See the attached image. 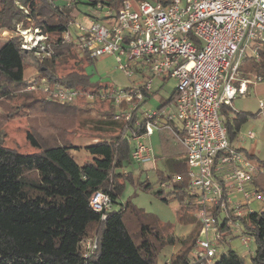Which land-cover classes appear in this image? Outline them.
I'll return each instance as SVG.
<instances>
[{"label":"trees","instance_id":"1","mask_svg":"<svg viewBox=\"0 0 264 264\" xmlns=\"http://www.w3.org/2000/svg\"><path fill=\"white\" fill-rule=\"evenodd\" d=\"M124 2L88 0L86 4L95 6L102 3L117 14ZM21 5L28 9V13ZM74 9V3L60 6L54 0H0V29L15 32L20 23L25 27H40L54 49V55L39 64L44 78L51 83L76 88L83 94L100 95L106 84L94 82L85 70L96 58L84 54L77 59L76 40L72 38L66 41L63 38L64 31L75 21L72 15ZM69 56L78 60L76 64L84 61V65L60 74L58 63L66 62ZM28 57L31 59L22 49L19 37L3 41L0 48V104L7 113L0 115V128L11 118L22 116L29 108L34 112L36 109L47 111L52 119L59 114V118L65 116L66 120L63 125L51 123L53 135H47L33 122L27 131V139L41 149L35 153H22L6 146L0 130V264H160V251L177 242L182 243L181 250L167 264H190L189 253L197 245L202 223L195 215L196 208L185 204L189 177L186 166L179 167L177 171L181 178L174 180L176 190L168 193L162 189L157 191V195L166 203L174 198L179 200V220L185 221V216L197 220L192 232L186 238H179L171 223L163 222L157 215L138 207L133 197L120 202L128 181L141 190L148 191L153 187L148 180L135 182L132 172L127 169L128 165L134 163L129 137L144 133L148 122L145 119L136 125L138 108L129 119H115L114 100L97 99L90 104L82 95L73 103L61 104L44 90L29 88L31 83L25 77V69L30 62ZM244 64L246 71L252 70L264 77V46L259 61L247 58ZM176 97L174 94L168 104L174 102ZM15 99L20 101L17 107L11 105ZM110 101H113V105ZM96 102L105 103V107H95ZM121 104L126 107L124 101ZM8 108L16 111L10 113ZM231 111L229 105H223L222 112L232 143L242 124L257 114L238 111L234 117H230ZM91 113L103 117L101 120L106 125L103 132L110 133L108 131L114 129L115 121L119 128L117 133L112 131L109 137L84 146L88 158L80 161L75 151L82 149L75 146L73 141L76 118L73 121L69 115L75 114L80 118ZM38 118L44 121L40 116ZM52 119L47 121L56 122ZM173 179V176L161 175L158 184ZM252 184L264 194V174L253 176ZM97 190L107 192L117 207L105 213L94 210L90 198ZM214 214L218 216V209ZM235 218L243 221L242 232L252 235L256 243L252 264H264V209L247 213L248 221L229 212L219 225L224 238L228 235L233 238L238 236L234 235L229 224V219L235 221ZM91 237L98 238V247L85 256L83 242ZM213 264L249 263L241 253L228 246Z\"/></svg>","mask_w":264,"mask_h":264},{"label":"built area","instance_id":"2","mask_svg":"<svg viewBox=\"0 0 264 264\" xmlns=\"http://www.w3.org/2000/svg\"><path fill=\"white\" fill-rule=\"evenodd\" d=\"M21 7L28 13L27 8ZM88 21L87 25L74 21L63 38H74L82 56L113 55L117 68L128 78L141 74L142 84L131 82L120 88L107 83L98 95L83 94L44 77H31L27 79L31 83L29 88L42 89L61 104L73 103L82 95L92 103L112 98L115 119H129L154 90L158 77L176 79V100L162 112L176 125V129L171 125L176 138L186 148L189 177L185 204L196 208L195 215L202 223L197 249L189 262L213 264L232 239V235L224 238L219 229L228 213L248 221L249 212L243 206L254 199L264 200V194L252 184L253 176L264 174V163L233 146L222 112L223 105L232 106L235 98L247 95L250 84L264 81L254 71H239L246 58L260 60L264 46V0H125L117 14L98 3L92 6ZM0 34L8 39L19 37L22 49L38 63L54 55L53 46L40 27L20 23L15 32L2 30ZM125 100L130 103L129 108L118 110ZM260 104L264 107L262 101ZM155 115L153 112L146 118L144 133L129 137L134 163L155 158L152 145L144 141L160 127ZM142 121L138 119L136 125ZM173 178L161 182V189L176 190L174 180L181 177ZM235 192L244 193V205L235 201ZM90 205L103 213L114 208L111 196L104 190L92 194ZM229 224L239 232L243 244L250 246L254 239L242 232L243 221L229 219ZM83 246L88 256L97 249L98 238L86 239Z\"/></svg>","mask_w":264,"mask_h":264},{"label":"rangeland","instance_id":"3","mask_svg":"<svg viewBox=\"0 0 264 264\" xmlns=\"http://www.w3.org/2000/svg\"><path fill=\"white\" fill-rule=\"evenodd\" d=\"M83 2H85L86 0H81ZM74 0L71 1V3H73ZM87 3V1H86ZM81 5V9L84 10L85 12L86 9H88V6L84 3H80ZM91 8V7H90ZM79 22H82L83 24L87 25L89 24L88 21H84L82 17L79 18ZM84 21V22H83ZM72 30L75 32V26H72ZM2 29H0V33H1ZM8 37H2V35L0 34V48L3 44L4 40H7ZM77 59H80V57L82 55H80L77 51ZM109 56H113V55H109ZM107 57V56H104ZM96 58L92 63L88 64L85 68L86 72L88 74L91 75L92 80L94 82L96 81H101L104 84L107 83H115V85H117L120 88H124L129 86V79H127V77L125 76V74L123 73V71L121 69L117 68V63H116V59H115V65L112 64L111 67H109V65H106V67L103 69L101 68V64H99L100 60H102V58ZM75 57L72 58V56H69V59L66 60V62L62 63L59 62L58 63V72L60 74L63 73H67L69 70H72V68H80L82 65H84V61H82L81 63L76 64L75 62L78 61ZM247 59V58H246ZM29 67L32 69L26 71V79H30L31 77H37V79H41L42 77H44L40 71V67L37 61H33V59H29ZM244 65H241L239 71L241 73L246 72ZM257 83V82H256ZM176 85V79L174 78H170V80L161 88L159 89L155 95H157V98H153L150 103L152 106L156 107L157 105L161 104L162 101L167 100L170 95L172 94L174 88ZM157 88L154 86V90H156ZM253 95V94H252ZM108 100H112V98H109ZM20 101L17 102V99H15L14 101L11 102V105L13 107H17V105H19ZM86 103H88L86 101ZM90 103V102H89ZM111 105H113V101H110ZM85 104V103H84ZM91 104V103H90ZM96 106H102L105 107V103H97L96 102ZM233 104H236L238 107H241L242 105L240 104V100L239 98H235L233 100ZM86 105V104H85ZM95 105V104H94ZM108 105V103H107ZM92 106V105H91ZM48 109V108H46ZM8 111H10V113H14L16 111V109H11L8 108ZM145 108L141 109V112H144ZM25 113L22 116H15L13 118H11L9 121L5 122L0 130L2 131L1 133V138H2V142L9 147L15 148L18 151L22 152V153H35V152H39L41 149L38 147L33 146L27 139V131L30 129L31 125L33 124V122H36L38 127L44 131V133H46L47 135H49V133H51V135H53L52 131V127H51V123L57 125V123H60L61 125H63L65 123V116L64 117H60L59 118V114L56 115L53 119L51 118L52 115L51 114H47V111L42 112V110L40 109H36L35 112L32 109H27L24 111ZM7 113L6 112V108L0 104V115ZM38 116H40L41 118L44 119V121L40 118H38ZM51 116V117H50ZM48 117V118H47ZM50 117V118H49ZM69 117L74 119L76 118V122L75 125L76 126V132H75V136H73V141L75 140L76 137L79 136H83L89 139H98V141L103 138V137H109L110 133L107 132H103L102 130L106 129V125L104 123L103 117H96L93 113L89 114V115H81V117L79 118L78 116H76L75 114L73 115H69ZM36 119V120H35ZM55 120L56 122H51V121H47V120ZM34 123V124H36ZM155 147L157 148V143H154ZM82 151H75V154L78 156L80 161H84L85 159L88 158V155H86V151L83 149V147H81ZM157 161V160H156ZM159 166L164 165V161H162L161 159H159L158 161ZM127 169L129 171L132 172L133 177L135 179V182L137 181H145L148 180L153 184L152 189L150 190H141L138 187L136 188L134 183L131 182H127L124 192L122 194V196L120 197V202H124L127 200V198L129 197H133V201L134 203L140 207L143 208L145 211L149 212V213H153L155 215L158 216V218L163 221V222H168L173 224H176L179 222H177V218H176V209L178 208V202L175 200H171L169 203H166L164 201L161 200L160 196L157 195V191L159 189H161L160 185L158 184V180H152L150 179V175L147 174L143 171H141V168L139 167V165H137L136 163H131L130 165L127 166ZM153 173H155V171H153ZM34 176H31L30 178H32ZM153 179H155V176L152 177ZM170 191V189H166V193H168ZM143 193V196H141ZM235 201H239L238 198H235ZM253 207L256 206V203L252 204ZM114 207H117V205L114 204ZM191 213V212H189ZM191 215V214H189ZM223 217V215H222ZM165 219V220H164ZM191 220L194 223V226L192 228V230L194 229L195 225H196V221L194 218H188V220ZM177 220V221H176ZM182 223V222H181ZM174 227V226H173ZM192 230L183 235V236H179V238H186L191 232ZM175 233V232H174ZM239 232L238 231H234V235H238ZM176 235V234H175ZM177 236V235H176ZM203 237V235H201ZM240 236V235H238ZM178 237V236H177ZM93 238V237H91ZM179 244V247L176 250H173L174 247H168L169 245L165 246L159 253L158 256V260L160 264H163V262H167V260L170 258H172L177 252H179L181 250L182 247V243L177 242ZM232 248L236 249L239 253H241L245 258L246 261L249 264H252V254L254 253L255 249H256V243L253 240V242H251L250 246H246L242 243V240L240 237H234L233 241L231 242ZM197 249V245L195 246V248H193L190 253H189V259L191 257V255L194 253L193 251H195Z\"/></svg>","mask_w":264,"mask_h":264},{"label":"crops","instance_id":"4","mask_svg":"<svg viewBox=\"0 0 264 264\" xmlns=\"http://www.w3.org/2000/svg\"><path fill=\"white\" fill-rule=\"evenodd\" d=\"M54 1L57 5L61 6V5L71 3L72 0H54ZM86 1L88 2V0ZM86 1L83 2L81 0H74L73 3L75 4V9L73 10L72 15L75 21H79L80 17H82L83 20L86 22L89 20V16L92 13V6L86 4ZM80 3H84L88 6V9H86L87 12L81 9ZM99 64H101V68L103 69L106 67V65H109V67H111L112 64L115 65V59L113 56L108 55L107 57L102 58ZM32 67L25 69V74H26V71L32 69ZM249 71H252V70H249ZM127 79H129L130 81L129 83L133 82L136 84H142V81H143L141 74H135L130 78L127 77ZM169 80L170 78L168 77L167 78H165L164 76L158 77L155 81V87L157 89L153 90L150 93V95L146 97V99L138 105V115L141 121L143 119H146L151 113L156 112L155 118H157L159 125H160L159 129H157L153 135H151L150 137L144 138V141L146 143L151 144L154 149V153H155L154 160L153 159L147 160V161L142 162L141 164L136 163L141 168V171L145 172L146 175L147 174L150 175L151 177L150 179L152 180L159 179L161 175H164L166 177L179 175L177 171L179 167L183 165H185L186 169L188 170L186 148L176 138L175 131H174V128L176 129V125H174L172 122H169L167 120L164 112H162L164 111V108L160 110L161 107H163L165 104H168L170 98H172L174 94L177 95V89H176L177 85H175V88L172 94L167 100L162 101V103L157 105L156 107L152 106L150 103V101L153 98H157V95H155V93L159 89H161ZM112 84L115 85V83H112ZM237 98H239L240 104L242 106L238 107L236 104H233L232 106H230L232 108L230 117H234L235 113L238 111L252 112V113H256L257 115L249 117L248 120L242 124L241 130L237 138L232 142V144L236 149L244 152L245 154H247L249 157H251L255 161L259 163H264V107H262L260 104L261 101L264 103V81L257 82L255 84H250L248 94L245 96H238ZM124 103L126 107L123 106L124 104H121L118 110L125 111L129 108L128 104L130 105V103L126 100L124 101ZM172 103L168 105H171ZM142 108H145L144 112H141ZM115 122L116 124H115L114 129H111V130L109 129L110 131L108 132L111 133L113 131L117 133L119 124H117L118 123L117 121ZM168 123L170 124V126L174 125L175 127L168 126L167 125ZM250 132L254 133L253 136L249 135ZM97 141L98 139H89L83 136H79L75 138L74 145L84 147V146L95 144ZM155 142L157 143V148L154 145ZM159 159L164 161V165L159 166L158 164ZM153 171H155V173H153ZM153 176H155V179L152 178ZM141 196H143V193ZM172 196H174V194H172ZM233 198L234 199L238 198V200L242 202L243 205L246 202L243 192H235ZM173 200L179 203L178 199L174 198L172 199V201ZM253 203H256L255 207L252 206ZM177 207L178 208L176 209V218L178 221L177 220L176 221L179 222V224L178 223L173 224L174 226L173 231L179 237V236H183L189 233L192 230L194 223L190 219L188 220V218H191L189 216H185V219H186L185 221L179 220L178 211L180 209V204H178ZM243 207L245 209V212L261 211L264 209V200L254 199L251 204L249 205L245 204ZM237 237H241V236H237ZM232 241H233V237L231 241H229L228 243L229 247H232L231 245ZM168 247H174V249H172L173 251L179 247V244L175 243L173 245H169ZM169 260L170 258L167 260V262H163V264H167Z\"/></svg>","mask_w":264,"mask_h":264}]
</instances>
